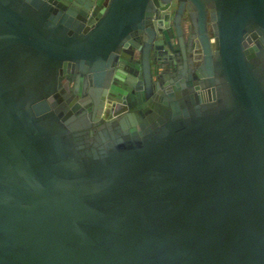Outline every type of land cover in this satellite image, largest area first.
<instances>
[{
  "label": "water",
  "instance_id": "1",
  "mask_svg": "<svg viewBox=\"0 0 264 264\" xmlns=\"http://www.w3.org/2000/svg\"><path fill=\"white\" fill-rule=\"evenodd\" d=\"M177 1L207 94L87 149L64 76L100 86L173 0H0V264H264V0Z\"/></svg>",
  "mask_w": 264,
  "mask_h": 264
},
{
  "label": "flooded vegetation",
  "instance_id": "2",
  "mask_svg": "<svg viewBox=\"0 0 264 264\" xmlns=\"http://www.w3.org/2000/svg\"><path fill=\"white\" fill-rule=\"evenodd\" d=\"M177 10V0H173L169 11L156 7L141 34L121 47L110 68V76H106L100 86L87 83L84 73L64 76V79H70V92H66L69 96L73 94L76 99H81L72 91L78 86L89 98L87 106L83 105V117L90 122L87 149L106 139L108 131L114 127L113 119L128 114L145 118L155 112L158 98L170 92L186 90L188 95L207 94L210 87L205 77L203 51L196 43L188 11L181 18L179 31L175 22ZM210 34L212 36L211 30ZM91 91L96 92L93 95Z\"/></svg>",
  "mask_w": 264,
  "mask_h": 264
}]
</instances>
